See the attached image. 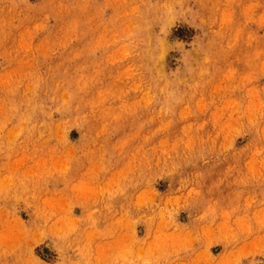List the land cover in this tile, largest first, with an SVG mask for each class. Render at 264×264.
<instances>
[{"label":"rangeland","instance_id":"374dc122","mask_svg":"<svg viewBox=\"0 0 264 264\" xmlns=\"http://www.w3.org/2000/svg\"><path fill=\"white\" fill-rule=\"evenodd\" d=\"M0 264H264V0H0Z\"/></svg>","mask_w":264,"mask_h":264},{"label":"bare ground","instance_id":"6f19581e","mask_svg":"<svg viewBox=\"0 0 264 264\" xmlns=\"http://www.w3.org/2000/svg\"><path fill=\"white\" fill-rule=\"evenodd\" d=\"M130 239V238H129ZM124 242V241H123ZM130 252V251H129ZM145 258V257H144ZM136 260V259H135ZM129 262V261H128Z\"/></svg>","mask_w":264,"mask_h":264}]
</instances>
